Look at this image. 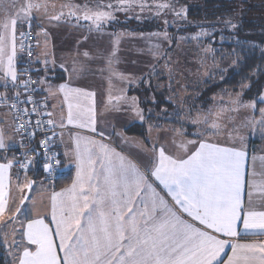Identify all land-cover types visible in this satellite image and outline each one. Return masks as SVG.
<instances>
[{
	"label": "snow or ice",
	"instance_id": "obj_1",
	"mask_svg": "<svg viewBox=\"0 0 264 264\" xmlns=\"http://www.w3.org/2000/svg\"><path fill=\"white\" fill-rule=\"evenodd\" d=\"M175 2L179 3V0ZM56 7L52 0H23V3L19 0H0V80L5 88L23 89V93L14 91L11 96L0 92V108L4 109L0 113V153H3L0 154V237L7 246V254L12 257L11 264H264V241L235 242L242 235L264 236V211L245 207V195L251 203L254 191L264 194V180L258 183L254 171L251 174L253 178H247L249 158L244 150L245 136L242 134L245 130L252 133L258 131L264 136V106L258 107V103L264 105V94L245 101L243 89L247 86L242 85L241 92L228 93L227 100L222 95L213 97V106L207 111L198 110L195 116L180 117L179 111L172 113L180 117L182 124L189 122L196 125L197 131L193 135L199 139H184L183 128H171L166 131L176 133L180 140L173 137L170 141H161L158 135H149L151 147L135 141L147 158V163L141 165L111 145V135L122 136L115 127L107 143L105 131L97 130L95 93L71 87L72 75H78L84 67L78 60L73 59L71 70L64 63L59 65L69 73V82L59 85L49 83L45 75L32 88L28 73L40 70L24 67L18 73V51L22 53L26 48L30 55L32 46L26 43L28 32L24 31L19 33L18 45L17 21L23 23L35 13L46 17L50 23L74 21V26L86 28L89 33L109 36L111 50L102 54L109 73L105 108L120 111L122 104L127 105L135 118L146 123L145 111L139 107L137 97H128L123 88L119 89L118 95L112 94V78L131 84L146 77H132L116 69L121 37L129 33L108 32L106 28L117 22L116 12L127 14L136 8L141 12L154 8L153 14L157 17L165 10L171 12L176 19L165 20L166 25L178 21L188 23L187 7H176L173 0H152L151 4L148 0H109L107 4L100 2L95 7H89L87 2L83 5L68 2L60 4L59 11H55ZM136 18L140 19L139 15ZM82 21L90 23L83 24ZM223 23L233 30L238 27L231 20ZM214 29L215 25L210 29L201 28L196 35L179 36L177 40L199 41L212 36ZM153 37L163 39L169 45L173 39L166 30L150 33L146 38ZM220 39L223 42V36ZM149 51L155 58L164 54L158 43L152 45ZM202 51L215 60V49L210 45ZM43 55L49 57L51 54L46 52ZM80 55L93 59L88 51L75 53V56ZM40 58L41 54H38L34 61L28 63L39 62ZM168 59L164 68L169 77L168 87H171L173 72L168 68ZM42 63L45 73L49 65L55 66L54 59L45 58ZM221 71L226 72L227 69ZM156 72L157 68L153 65L148 76ZM157 87L160 85L157 84ZM45 88L49 96L62 93L64 100L69 101L67 124L86 129L100 139L76 133L74 149L64 153L75 165V178L69 186L50 192L49 208L42 213L33 193L36 181L27 174L33 160L28 158L27 152L23 161L16 157L8 158L6 153L12 137L6 134L4 125L7 124L16 133L27 132L29 137L35 136L32 123V115L35 114L49 117L46 121L37 119L35 127L46 124L64 128V116L57 124L51 118L53 113L45 110L47 97L39 102L43 104V109L33 101V93ZM80 99L90 103L71 102ZM148 111L151 112V109ZM241 111L248 114L236 123V116L230 114ZM162 112L167 118V109ZM8 115L12 117L10 124ZM229 124L231 128L227 135L240 142L239 148L210 142L212 136L225 131ZM162 127L159 124L148 125L149 133ZM56 135L53 130L51 137L40 142L41 146L49 147V151L45 152L44 170L49 173L50 185L54 183V163H60L59 154L51 151L50 147ZM60 135L63 136V133ZM124 140L125 143H133L127 138ZM169 144L176 148V152L166 150ZM14 165L23 170V179L17 172L13 187L10 173ZM260 175L264 177V172ZM159 185L163 188L157 191ZM43 187L41 184L40 188ZM164 190L165 195L171 197V203L161 195ZM26 204L30 205L27 211L24 210ZM47 216L51 217L50 222L46 220ZM226 249L231 251V255L225 259Z\"/></svg>",
	"mask_w": 264,
	"mask_h": 264
},
{
	"label": "trees",
	"instance_id": "obj_2",
	"mask_svg": "<svg viewBox=\"0 0 264 264\" xmlns=\"http://www.w3.org/2000/svg\"><path fill=\"white\" fill-rule=\"evenodd\" d=\"M82 1L90 3L92 1L95 3L94 6L100 2L105 4L109 2V0ZM148 2L152 3V0ZM173 3L176 7H187L188 23L178 21L176 24L166 25L165 20L176 19L171 12L165 10L157 17L153 14L154 11L141 12L139 8H136L134 12L127 14L116 12L118 20L109 24L107 31L150 34L166 30L173 38L169 47L172 50L178 44L177 37L194 35L201 28L210 29L212 25H215L213 35L202 38L199 43L204 46L210 45L215 49V66H220H213V72L206 79L202 80V75L198 77L196 87L192 88L195 95L192 94L189 98L185 113L193 115L200 109L206 110L215 103L213 95L219 91H241L242 85L247 86L243 89V99L245 101L256 99L264 88V0H179V3L173 0ZM137 15L140 19L136 18ZM226 20L237 23L238 27L235 30L227 27L223 23ZM32 22L35 29L37 23L34 20ZM221 36H223V42H221ZM237 41L240 43L238 44ZM234 52L238 55H234ZM39 65L40 63H36L37 69L40 70ZM157 66L158 64L156 68ZM221 69H227V71H221ZM150 70L147 69V73L144 74L146 78L139 81L137 86H131L128 91L130 96L138 98L139 106L145 111L147 122H133L125 127V133L138 136L151 146L148 140L150 135L148 125L159 124L163 126L160 130L183 128L186 137L198 139L199 137L193 135L197 130L195 125L180 122V117L186 115L183 114L180 104L176 102L179 97L177 95L173 97L175 88L168 87V74L157 68L155 75L148 76ZM158 83H163L164 86L157 87ZM261 106L264 105L258 103V107ZM149 109L151 112L148 111ZM163 109H167V118L162 112ZM176 111L180 112V117L171 115ZM28 176L37 182L43 177V170L37 168L29 172ZM73 179L74 169L70 168L63 171V174L53 183V187L64 188L70 185ZM6 248L3 238L0 237V264H11Z\"/></svg>",
	"mask_w": 264,
	"mask_h": 264
},
{
	"label": "crops",
	"instance_id": "obj_3",
	"mask_svg": "<svg viewBox=\"0 0 264 264\" xmlns=\"http://www.w3.org/2000/svg\"><path fill=\"white\" fill-rule=\"evenodd\" d=\"M58 1L59 2L56 3L57 7L55 11H59L60 4L72 2V0H58ZM79 2H82V0ZM87 3L89 4L90 2H87ZM30 18L34 20L37 24L39 25L41 24L44 27L45 24L43 23V20L41 19V17L36 18L35 15L33 14ZM81 23L88 24L90 22L82 21ZM74 24L75 22H73L71 26L69 25L67 26L63 22L56 24V27L54 28L58 32V38L55 40V44L52 45L53 48L56 50L55 56L46 57L48 59H54L55 66L53 67L52 65H49L47 73H45L44 71V67H45L44 66L40 71H38V77L40 78V77L47 75L48 82L53 85H59L61 83L69 82V73L65 72L63 68L59 67V65L61 63H64L65 67L71 70L73 59L78 60L80 64L84 65V67L79 72L78 75L76 74L72 75L70 85L73 88H80L87 92L95 93L94 107L96 111L97 130L99 131L103 129L105 131V142L106 143L109 142L108 136L110 133L113 132V127H115V130L121 133L122 136H118L115 134L111 135V138H110L111 145L114 148H116L117 151L122 152L124 155L133 159L135 162H138L141 165L147 163V158L138 149L137 145L134 143L135 141H140L141 143L147 145L145 141L138 136H130L126 134L124 131L125 127L128 124H132L133 122H141V121L134 117V114L130 110H128L127 105L122 104L120 111H116L114 109L109 110L105 108V104L107 103L109 84H107L106 60L103 59L102 54H107V35H102L96 32L89 33L86 30V28L76 27L74 26ZM106 31H107V28H106ZM85 36H87L86 40L84 39ZM37 51H38V47H37ZM77 51L81 53L83 51H88L90 53V56L93 57V59H86L82 55L75 56V53ZM37 53L38 52H36V56H37ZM37 63L41 64L40 61ZM118 71L123 74L128 73L126 69L119 68ZM101 76L104 77L102 81L99 79V77ZM116 82L117 81L115 80H113L112 82L113 83L112 84L113 96L118 95L116 93H119V89L123 88L125 89L126 95L128 97H133L128 94V91L131 88L130 86H127V84L126 83L124 84V82H121L122 84L116 83ZM14 91H18V89L14 90L11 86L5 88L4 83L0 84V92L6 93L7 95L11 96L14 93ZM42 96L44 98L47 97L49 111L53 113V117H54L53 120H55L57 124L61 122V116L65 117L63 121L65 127L61 128V127L56 126L59 130L57 132V135L55 136V144H56V149L58 150L59 155H60V160H61V165L63 167V170L65 171L70 168H73L74 178H75V165L69 159V157L64 155V153L66 151L71 152L72 149H74L75 147L74 137L76 133L79 132L82 135H93L96 137V139H100V137L96 134L90 133L86 129H78L75 125L67 124L66 116H67L69 101L64 100L62 93H57L55 96H49L48 98V92H47V89L45 88L44 90H42ZM71 102L73 104H76L77 102L82 103V104L90 103V101L85 100V99H80L79 101L73 100ZM3 112H4V109L0 108V113H3ZM7 119L10 124L12 122L11 115H8ZM4 127L7 130L6 134L12 137V140L9 141V148L6 153L8 158L11 159L13 157L14 151L21 147L22 140H21L20 133L14 132L11 128H9L7 124H5ZM61 133H63V136L60 135ZM166 133L168 132L165 130H157L154 128L152 132L149 134L152 137H156L158 135L161 141H164L169 136H172L171 134H176L174 132H171L169 135H167ZM247 135L248 137H250L249 131ZM248 137L246 136L247 139ZM124 138H127L128 141H131L133 143H125ZM183 138L193 139V138H188V137H183ZM249 140H250L249 144L248 143L244 144V150L248 153V158H249L248 165H246L247 173H248L247 178L252 179L253 177L251 174L254 171L256 173L255 180L259 183L262 180H264V177L260 175L261 172H264V151L254 150L253 149L254 145L258 146L260 142L252 138H250ZM210 142L218 143L224 147H237V148L240 147V143H235V142H225V141H219V140H214V139H211ZM166 150L169 152H176V148L173 147L171 144H169ZM0 154H3V153H0ZM30 159L33 160V164L30 165L28 173L37 168H42V162L38 158V155L37 156L33 155L30 157ZM16 174H17V171L13 168L10 173V176L13 182V187L16 182ZM20 175H21L20 178L22 180L23 175L22 174ZM43 177H44V174H43ZM44 181H45V178H44ZM45 182L43 183V186H44L43 189L39 187L35 193L38 210L42 213L46 212L49 208L50 202L48 200V195L50 194V192L53 190L60 191L62 189V188L55 189L53 187V184L50 185L49 182H46V183ZM157 185H158V182H157ZM162 188L163 186L159 185L157 187V191H160ZM165 192L166 190L161 191V195L164 196L165 199L171 203V197L165 195ZM244 201H245L246 208L250 210H254V211H264V194L260 193L259 191L253 192L252 197H251V203L248 202L247 195H245ZM185 218H187L186 214H185ZM46 220L50 222L51 217L47 216ZM260 241H264V236H257V235L243 236L242 235L241 237L236 238L235 240V242H238V243H253V242H260ZM225 253H226L225 259L228 255H231V251L229 249H226Z\"/></svg>",
	"mask_w": 264,
	"mask_h": 264
},
{
	"label": "rangeland",
	"instance_id": "obj_4",
	"mask_svg": "<svg viewBox=\"0 0 264 264\" xmlns=\"http://www.w3.org/2000/svg\"><path fill=\"white\" fill-rule=\"evenodd\" d=\"M91 1V0H90ZM20 3H23V0H19ZM55 4L58 3V0H52ZM89 2V1H87ZM72 3L83 5L85 2H79L78 0H72ZM83 3V4H82ZM151 4V3H149ZM89 7H95L93 2L89 3ZM51 11V9H50ZM146 12L150 11H155L154 8L151 10L146 8ZM36 18L41 17L43 20V23L45 24L44 27L40 24H37L35 26V31L39 36L37 35L38 39V54H41L40 62L41 64L39 65L40 70L44 67L42 61L44 58H46L43 53H50L51 57L55 56L56 50L53 48V44H55V40L58 38V32L54 27H56L55 23H50L48 19L44 16L37 15L35 14ZM2 18V16H0ZM26 22V21H25ZM25 22L17 21V36H18V45H19V33L22 31ZM74 22V21H73ZM72 22V23H73ZM72 23H64L67 26H71ZM56 31V32H55ZM124 32V31H123ZM124 33H129V35H125L121 37L120 45H119V63L115 65L116 69H126L128 73H125L127 75H130L132 77H144V74H146L147 69H151V66L158 64L157 68L160 69L163 73L167 74V70L164 68L165 60L168 59V68L172 69L173 72V78L171 80V86L175 88V91L173 89V96L177 95L179 97L178 100H176L177 103L180 104V107L183 111V114L186 116L188 113H185L186 107L188 105V100L191 97L193 93L192 88L196 87V81L200 75H202V80L206 79L211 75L213 72L212 67L215 66V62L213 60L212 55H207L203 53V49L208 47L204 46L199 43V41L195 40H186V41H178V44L174 46L172 50L169 49L171 44L163 39H156L155 37L148 39L146 38L148 34H140V33H130V32H124ZM198 33V32H196ZM194 33V35H196ZM188 36V35H187ZM192 36V35H190ZM160 44L161 48L164 50V54L161 55L159 58H155L152 53L149 51L152 45L154 44ZM202 46V47H201ZM103 47V46H102ZM112 44H111V39L109 36H107V53L111 50ZM213 48V47H211ZM214 49V48H213ZM104 52V51H103ZM21 52L18 51V56L16 60V67L17 71L19 73V58H20ZM37 57V56H36ZM213 60V61H212ZM203 61V62H202ZM215 66V67H219ZM2 75V74H0ZM109 73L107 71V84H109ZM99 79L102 81L104 79L103 76L99 77ZM141 79H137L135 83H128L127 81H122L118 78H112L111 84H113V80L117 81L116 83H121L124 82L126 83L127 86H137L139 81ZM4 83L2 80H0V84ZM122 84V83H121ZM123 84V85H124ZM160 86H164L163 83H158ZM168 84H169V77H168ZM172 89V87H171ZM234 92V91H219L217 94L213 95V97H217L218 95H222L225 100H227L228 93L236 94L239 93ZM119 94V93H116ZM264 94V88L261 91L260 95ZM49 98V95H48ZM170 99V98H169ZM51 101V99H50ZM213 106V105H211ZM209 106V107H211ZM208 107V108H209ZM201 110V109H200ZM203 111H207L203 110ZM197 111L191 115L195 116ZM248 113L246 111H241L239 114H230V115H235L236 116V123H239L244 116H246ZM185 117V116H184ZM52 119L54 117L52 116ZM130 125V124H128ZM196 126V125H195ZM169 127V126H168ZM166 127V128H168ZM197 127V126H196ZM231 124H229L228 128L225 129V131L221 132L219 135L212 136L211 139L214 140H219V141H225V142H235V143H240L238 140L230 139L227 135V131L230 130ZM166 131V130H165ZM197 131V130H196ZM195 131V132H196ZM168 132V131H167ZM248 131L245 130L243 131V135L245 136L244 144L250 143V138L256 139L260 144L258 146L254 145V150L258 151H264V136L260 134V132H255L252 133L250 132V137L247 135ZM169 135L170 133H166ZM172 136H169L167 139L170 141L171 138L175 137L176 139L180 140L181 137L177 136L176 134H171ZM248 137V139L246 138ZM186 137V136H184ZM23 175V174H22ZM21 177V175H20ZM43 177L42 179L38 180L36 184L33 186V193L35 194L37 189L40 187L41 184H43L45 181L48 182L46 179L44 181ZM45 182V183H46ZM16 183V182H15ZM33 193L30 194V196L33 195ZM30 207V205L25 206V211ZM7 247V246H6ZM9 256V255H8ZM10 257V256H9ZM12 261V257H10Z\"/></svg>",
	"mask_w": 264,
	"mask_h": 264
},
{
	"label": "built area",
	"instance_id": "obj_5",
	"mask_svg": "<svg viewBox=\"0 0 264 264\" xmlns=\"http://www.w3.org/2000/svg\"><path fill=\"white\" fill-rule=\"evenodd\" d=\"M29 24H30V31H29ZM22 31L24 32H28V36H27V44H30L32 46V52L30 55L27 54V49L25 48L23 50V52L20 54V58H19V72L21 69H23L24 67H28L30 69L34 68L37 69L36 63H32L29 64V61H34L36 59V52H37V43H38V39H37V33L33 27V22L32 19L30 18L27 22H25L24 27L22 29ZM28 76L31 78L32 81V88H35L38 84H39V78L37 75V71H29ZM24 78V77H21ZM31 90V89H30ZM18 91H21L23 93V89L20 88L18 89ZM26 95V94H24ZM22 99L24 98V96L22 95L21 97ZM45 98L42 96V90H37L33 93V101L37 102L38 108L43 109V104H40V101H43ZM28 107L30 108L31 105H28ZM46 111H49L48 108V102H47V109H45ZM49 117L46 116H37L35 114L32 115V123H33V129L35 130V136L29 137L27 132L24 133H20L21 136V140H22V145L20 148L16 149L13 153V157H16L17 159L23 161L25 159V155L24 153L27 152V156L28 158H30L31 156L38 155V158L41 160L42 162V170H43V174L45 179L50 183L48 176L49 173L45 172L44 170V164H45V152L49 151V147L48 146H41L40 142L44 139H46L47 137H51L52 136V131L55 130V132H58V128L54 127V126H48L46 124H43L41 127H35V121L37 119L42 120V121H46ZM25 127H27V125H25ZM53 139V144L50 146L51 147V151L58 153V150L56 149V144H55V137L52 138ZM58 160H59V164H55L54 162V168H55V175L53 177L54 182L63 174V167L61 165V160H60V155H58ZM30 168V166H29ZM14 169L19 172L20 174H23V170L19 169L18 166L14 165ZM29 171V169H28Z\"/></svg>",
	"mask_w": 264,
	"mask_h": 264
},
{
	"label": "water",
	"instance_id": "obj_6",
	"mask_svg": "<svg viewBox=\"0 0 264 264\" xmlns=\"http://www.w3.org/2000/svg\"><path fill=\"white\" fill-rule=\"evenodd\" d=\"M26 194H28L30 196L31 193H26Z\"/></svg>",
	"mask_w": 264,
	"mask_h": 264
}]
</instances>
